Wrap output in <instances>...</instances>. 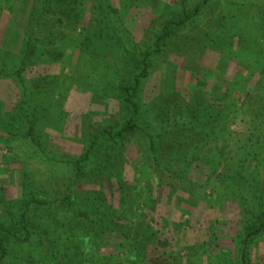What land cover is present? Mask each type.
<instances>
[{
  "label": "rangeland",
  "instance_id": "1",
  "mask_svg": "<svg viewBox=\"0 0 264 264\" xmlns=\"http://www.w3.org/2000/svg\"><path fill=\"white\" fill-rule=\"evenodd\" d=\"M110 1H99L100 6L117 8L119 13L110 16V22L112 18L120 22L108 29L104 22L93 21L98 0H84L90 12L87 25L90 29L99 25L102 31L106 28L110 39L90 40V54H84L76 46L80 36L74 33L58 63L35 60L26 67L29 79L47 78L55 84L47 93L30 99L34 109L18 88L10 82L0 83V188L14 211L29 191L22 184L24 172L30 175L31 184L51 199L63 198L73 186L71 166L46 161L29 138L14 135L9 117L19 102L33 112L36 135L52 156L80 158L92 138L100 137L110 126L120 128L127 117L118 97L106 99L98 86L102 79L110 82L125 74L123 44L128 46L133 38L139 57L153 46L165 22L179 19L183 8L192 14L199 4L200 12L186 25L170 27L162 43L165 53L159 64L154 63L137 95L145 111L141 122L150 133L170 138V130L180 122L186 130L183 136L202 138L198 147L190 142L184 152L175 153L170 145L160 151L163 164L183 174L186 183L159 188L149 179L150 159L141 143L133 139L119 149L100 137L85 163L87 173L78 179V199L93 211V191L99 187L86 181L90 175L106 181L112 174L114 183L122 182L124 190L105 184V206L116 211L109 215L125 227L139 220L147 233L137 247L121 245L122 240L109 233L105 244L90 239V247L83 242L75 244V249L86 246L79 259L88 258L90 264H143L147 255L146 264H240L247 228L257 224L264 212V0ZM32 4L33 0H4L0 4V49L9 60L21 51L22 31ZM197 41L205 44L196 46ZM187 44H194L191 56H181ZM192 86L197 91L193 95ZM119 88V84L114 90L106 88L107 96H118ZM94 94L103 97L100 100ZM177 94L186 95L201 117L192 113L165 115L161 109L164 98ZM59 213L62 223L74 218L67 209L60 208ZM3 218L8 217L0 207V220ZM63 245L72 246L66 240ZM35 250L30 247L32 253ZM25 252L21 246L17 255ZM249 257L252 264H264V236L250 240Z\"/></svg>",
  "mask_w": 264,
  "mask_h": 264
},
{
  "label": "trees",
  "instance_id": "2",
  "mask_svg": "<svg viewBox=\"0 0 264 264\" xmlns=\"http://www.w3.org/2000/svg\"><path fill=\"white\" fill-rule=\"evenodd\" d=\"M2 1L4 0H0V4ZM99 1L103 0H98L95 5L94 9L97 10V18L93 21H98L99 24L104 22L110 29L113 23L120 22L119 16V21L115 19L116 22H113L114 18H112L113 20L110 22V16H117L119 11L113 5L110 8L109 6L111 5L102 7ZM104 1L103 3H111L110 0ZM201 8L202 5L198 4L192 14L186 8H183L182 16L179 19L165 22L163 32L155 39L153 46L151 45L147 48L139 57L137 56L138 53L135 52L138 46L131 41L133 38H129V45L123 44L121 49V52L125 51L127 54L126 58L121 57L124 58L125 66L123 70L125 74L119 78L111 79L110 82H106L103 79L98 82V86L101 88L99 91L106 94L104 97L106 99L112 97L115 100L118 97L120 106L127 111V117L120 128H116L115 131L110 126L101 132L100 137L105 138L110 143L117 144L119 149H123L124 145L133 139H136L139 144L141 143L143 150L146 151L150 159L152 176L149 179L153 178L159 188L179 187L186 183V178L183 174L173 171L163 164V153H160V151L166 150L168 145H170L175 153L184 152L190 142L198 147L202 138H187V133L183 136L186 130L180 122H177L170 130V138H163L161 134L155 135V132L150 133L141 122L145 111L138 104L137 95L143 82L150 76L154 63L155 65L159 64V58L165 53L166 47L162 43L168 37L170 27L186 25L200 12ZM107 9L109 10L107 11ZM87 17H90V12L85 7L84 0H33L31 12L22 31L23 44L19 55L9 60L0 49V83L10 82L18 88L26 102H30V108H33L34 106L31 105L32 98L39 94L47 93L55 84L47 78L29 79L26 73L28 65H31L35 60L41 61L39 63H58L64 56L65 46L70 45L71 36L74 33L80 36V41L76 46L84 54H90V40L93 39L100 42L103 37L110 39L106 28L105 31H102L98 25L95 28L91 26L90 29V25H87L88 22L86 23ZM121 24H123L122 21ZM147 36H149L148 32ZM197 43L196 46L205 44L203 41L200 43L197 41ZM193 47L194 44H187L185 50L180 52V55L190 57ZM198 83L204 86V80H200ZM118 84L120 85L118 96L114 94L107 96L106 88L109 91L114 90ZM192 89L193 91L190 94L193 95L197 91H195L193 86L191 87ZM94 96L100 100L103 97L102 94H98V97L96 94ZM163 101L162 112L169 118L172 115L176 116L179 114L181 116V114L186 115L189 113H192L194 117H201V112L198 109H194L192 102L184 94L174 95L173 98L166 97ZM2 105L3 103L1 102L0 107H3ZM32 113L30 110L27 111L25 109L24 102H19L12 116L9 117L10 115L7 114L11 122L10 128L13 129L14 135H24L29 138L30 144L36 148L39 155L44 157L46 161L55 165L61 163L71 166L73 169V186L63 198L51 199L48 194L36 189L31 184L30 175L24 172L22 173V184L29 191L25 199L14 211H12L13 209L11 210V203L6 199L3 189L0 188V207L4 216L8 217L0 220V264H6L8 260L11 264H73L75 258L77 259L76 264H90L88 258L85 260L79 259L83 252L86 251V246L83 250L81 248L77 250L75 249V244L85 242L90 247L89 243L90 239H92L96 244L102 245L108 241L109 233L113 235V239H121V245L127 243V247L130 248L141 245L144 242L142 238L147 233L142 227V222L134 220L125 227L115 221L114 215H109L110 213L116 214V211H113L114 207L105 206L106 183L112 187L116 186L118 190L123 189L121 187L122 182L114 183V179L111 177L112 174L106 181L103 178H99V175L94 179L90 175L89 182L85 180L87 184L99 187L93 191L95 199L93 211L82 206L80 199H78V179L87 173L85 172V163L89 160L92 149L95 145L97 146L101 138H92L91 142H89V147L84 150L85 152L80 158L70 155H63L57 158L58 156H52L49 149L45 148L44 144L38 139L35 124L37 120L31 116ZM182 118L180 117V119ZM84 122L86 126L90 124L87 117H85ZM21 127H23V130H20ZM88 128L85 127L86 133L90 135ZM201 133L197 132L196 135ZM190 135L193 136V134ZM168 140L170 144H168ZM60 208L69 210V214L74 217L73 220L66 224L62 223L60 215L65 212L61 211L62 214H60ZM45 214H48L46 218H44ZM141 227L143 228L142 233L139 231ZM57 234L59 237H57ZM60 234L63 236L60 237ZM261 235L264 236V212H262L261 216H258L257 224L247 228V234L242 242L240 264H252L249 257L250 240ZM64 240L71 241L72 246L64 247ZM21 246L25 247L26 252L24 255H17ZM30 247L36 249L34 253L30 251ZM149 258L150 256L147 255L145 260L148 261ZM146 261L143 264H146Z\"/></svg>",
  "mask_w": 264,
  "mask_h": 264
}]
</instances>
